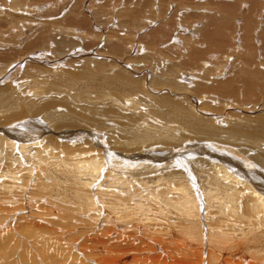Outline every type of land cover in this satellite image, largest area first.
<instances>
[{"label":"bare ground","instance_id":"bare-ground-1","mask_svg":"<svg viewBox=\"0 0 264 264\" xmlns=\"http://www.w3.org/2000/svg\"><path fill=\"white\" fill-rule=\"evenodd\" d=\"M60 1L62 0H21L23 3L21 4L19 1L21 5L10 1L20 13L17 16L13 13V20H11L13 17L7 19L8 22L11 20L9 29H7L8 27L6 29L0 28V74L2 73L3 77L11 78L18 69H21V65L24 66V62L26 64L32 62L36 66L33 73L42 74L46 72L45 70L48 71V68L54 69L61 65L63 59L80 60L83 57V59H88L86 63H90L89 66H85V64L80 67L82 71L79 73L72 72L67 75L63 74L64 76L61 77L58 75L46 76L44 79L46 89L54 91L60 88H66V90L72 88V92H74V87L84 82L89 87L85 86L86 91L83 96L94 94L97 98H103L107 93H114V96L118 97L109 100L116 98L113 104L119 102L118 106L121 109L125 99H127L125 104L132 100L135 102L137 99L135 100L134 96L140 93L142 96L139 98L143 101L145 100L144 97L150 99L149 109L145 114H142L137 111L136 105L139 102H135V111L128 112V114L123 113L124 116H122L115 113L111 107L102 109L84 108L82 106V108H78L82 92L76 90L73 101L78 102L74 108L73 103H69L71 97L73 98L72 94L71 96L66 95L69 98L67 100L57 101L49 98V101L48 99L46 101L45 99L42 102L43 108L35 111L30 110L31 106H29L28 101L21 99L20 102L17 100L19 102L17 110L12 109L10 113L5 112L0 116V259L2 262L0 264H17L19 263L17 261H28L32 264L34 261L36 264H47L50 256L49 251L61 250L63 243L67 244L69 239H74L76 236L81 238V242L79 241L81 244L77 242V245L80 247L79 254L82 256H78L76 264H83L82 259L88 260L91 264H200L202 247L203 244H206L204 234L200 233V224L206 228L207 217L205 212L209 211L213 204L219 218L227 219L230 222L222 221L220 226H223V229L220 227L209 236L210 246L215 245L220 250H228L229 252L232 249H243L246 253L248 252V255L251 254L249 257L253 255L252 253L259 257V259L258 257L250 258V261L246 258L247 255H243L245 258L239 255L240 261L237 260L233 262L234 264H264V246L262 247L260 244L264 240L262 236V234L264 235V232L262 233L264 231V151H262V149L264 150V26L253 20L256 17H264V0H248L249 7L247 9L251 16H247L246 19L251 21L244 20L242 22V29L238 30L240 34H236L238 31L236 32L235 29L227 26V21L218 24L219 26H214L217 23H210L207 29H200L199 36L194 35L196 34L194 29L188 31L176 29L178 23L174 19H169V29L153 30L152 36L149 38L155 42L154 45L165 46L169 50V56L174 57L170 59V68L167 71L170 75L167 76L162 73L164 77H168V80L165 78L163 81L161 77H158L159 84L155 81L152 84L149 83L150 72L148 73V68L154 70L155 66L152 65L156 63L153 59L150 60L152 63H144L138 67H131L132 65L127 64V61L113 60L111 61L113 63L110 64L114 65L113 74L111 76L103 74L109 73L107 70L108 62L90 60V57L96 56L94 55L95 51L93 49L91 51L89 48H94L97 44L92 46L86 41L88 43H84L83 48L82 46L80 48L73 41L67 40L63 36V34H72L75 29H58V27H53V24H50L53 25V29L47 27L44 29H25L23 42L21 35H23V28L26 25L24 23H30L31 20L37 19L33 16L34 11L35 13H42L44 7L49 9V7L59 4ZM213 2L215 3V0ZM234 3L232 2V4ZM218 4L224 6L222 3ZM226 9L228 10L227 7ZM21 12L27 13L25 15ZM48 12L50 13V11ZM74 14L75 12L67 19L69 27L76 21L86 30L84 32L89 31L90 34L97 37V33L92 32L95 28L90 29V16L88 18L87 13H80L82 19L78 18L77 21L76 15L73 18ZM6 17L7 15H5ZM2 18L4 19V17ZM4 20L3 23L7 22ZM0 25L6 27L9 24ZM30 25L29 27H31ZM34 25H32L33 28ZM262 26L263 29H260ZM98 31L103 36L105 29H98ZM183 33L186 34L183 35ZM178 34H182L183 37L187 35L184 39L190 41V44L183 48H179L178 45L175 46L174 44L179 42L177 41L179 36L176 37ZM3 35L7 37L6 41L3 40ZM235 37L236 40H234ZM171 38L174 41L173 46L177 47L176 51L173 50L175 48L171 50L168 46ZM235 41H239V43L237 44ZM111 42L112 49L116 54H124L121 51L123 45L119 44L118 40ZM51 44L54 45L52 49ZM17 46H20V50L15 49ZM124 47L126 46L124 45ZM45 53H52L55 57L49 59ZM228 59L230 60L228 61ZM29 65H26L27 68ZM80 68L78 69L80 70ZM4 71L7 73L5 74ZM63 71L65 70L63 69ZM162 74L160 75L162 76ZM179 75L181 76L180 79ZM98 76H103V84L101 79L95 78ZM159 78L161 79L159 80ZM2 80L0 78V83ZM103 86L107 89H103ZM8 103L15 105L8 92L0 88V109L8 111ZM49 107L53 109L64 107L65 114L57 116L54 120L49 117L51 114L47 111L39 115L42 109ZM29 112L31 118L30 116L26 117ZM96 116L114 119L115 121L116 119L121 120L123 124L119 122L117 126L120 125L122 129L147 124L151 129L158 128L163 131L165 130L164 126L169 124L176 125L184 133L176 136L174 135L175 132L169 129V131H164L163 136L160 137L161 140L141 146L146 137L151 136L149 140H155L154 134L141 130L140 133L137 132L132 136H119L120 140L116 142L115 149L107 148L101 144L102 135L100 130L93 127L94 125L80 127L83 124L92 123ZM40 117L48 120V124L53 120L52 129L55 133L52 137H55L56 142L77 145L79 141L84 140V144L89 145L90 151L77 153L71 159L55 156L53 154L55 150L61 154L67 153L61 149L47 150L48 145H50L49 142H51L47 134L52 131L51 128L47 127L49 125H43L45 121L40 120ZM146 118H150L148 122ZM152 122L154 125H151ZM157 124H161L163 127L159 128ZM63 126L71 129L61 130ZM158 135L161 134L158 133ZM111 138L113 139V137ZM156 148H161L162 151ZM31 152L32 154H30ZM44 152L45 155L43 156ZM91 153L93 155L82 157L83 154ZM3 158L10 160V164L1 167ZM189 160L193 163L194 168L189 167ZM164 162L167 164L166 167L174 165L169 171L170 175H175L174 180L149 178L162 175V171L156 173L155 171L160 169V165ZM101 169L106 171L103 175L105 184H100L96 182L98 179H95L100 175ZM193 169L201 171V177H203L202 190H200L201 184L198 185V180L194 179ZM206 170L212 171V180L207 176ZM142 175L147 176L148 179L144 180L142 177L145 176ZM222 179L226 180L227 183ZM169 182L170 185L174 184V189H171L177 195L173 201H168L169 205L161 204L157 198H152L153 193L148 192L146 196L152 201L149 203L154 206L152 210L163 207L162 205L166 209L172 208L176 213L175 215H179L183 222L177 223L180 219L175 216L177 222L173 224L169 222L170 227L162 228L163 224L159 222L154 223L152 228L149 221L154 216H142L148 213L150 208L143 209L142 205L145 204L140 205L145 199H141L143 192L138 191H142L143 188L153 191L151 189L153 185L156 187L163 185L164 187ZM117 184L122 188L134 189L138 187L139 189L137 193L135 190L133 194L131 193L132 195L127 194L128 196L125 194L126 192H123L126 196L119 200L122 198L119 197L122 188L117 193L115 192L116 189H112ZM93 190L98 192V195L95 196L96 193H93ZM109 192L112 194L108 195ZM107 195L115 197H112L115 201L107 200V203H104L114 212L123 210L122 208L125 207L128 208V200H136L135 203H130L129 208L134 206L132 210L139 213L142 211V219L137 220L138 225L135 223L136 225L130 227V230L133 229L130 233L125 230L129 225L123 226L122 229L117 227L115 232V226L107 223L103 229L101 227L88 229L90 228L88 227L84 230L85 232L82 230V232L72 231L74 226H62L59 221L60 215L58 213L55 215V210H59L61 203L65 202L69 208L77 210V214L85 211L95 213L97 210L96 216L99 217L101 209L98 202L102 203L106 200L104 196L107 198ZM203 196L205 200L202 199ZM40 200H43L46 207L52 205L51 202L54 200V207L41 211L38 208ZM115 205L117 206L115 207ZM13 208L21 210L16 214L22 216L14 222L18 223L20 220L25 222L24 225L27 227L22 224V227L26 229L25 233L22 232L21 234H25L27 240L34 241V245L30 244L31 250L34 253L33 247H35V254L40 258L30 252L29 244H24V250H29L30 254L26 252L23 257L20 252L18 260H11L12 263L7 262L10 260L7 256L10 254L9 247L12 240L6 243V238L9 239V235L13 237L17 228V225L15 228L12 226L14 224L10 222L7 225L6 222L7 217L13 216V213L10 212ZM35 208L40 211L38 215L33 212ZM133 212H128V215L125 214L124 216H116L122 223L131 222L133 217H138V214ZM164 212L163 209L156 211L160 215ZM122 213L124 214V212ZM93 215L91 216L93 217ZM171 215L173 216L174 213L169 214V216ZM162 222L165 221L162 220ZM116 223L118 224V222ZM179 224L189 226L186 230L176 231L177 235L185 238L187 246L193 248L201 246V249H198L197 252L188 249L187 252H179L177 257H171L164 252L165 248L161 240L163 241L166 234L171 233V228H179ZM22 229H18V231ZM69 229L73 232L72 234L67 233ZM164 229L167 232H163ZM206 230L209 231V228ZM40 238L42 240H39ZM243 239L249 241L247 248L243 247ZM151 240L152 242L148 243ZM14 242L16 244V240ZM251 245L255 246V251H251ZM148 246L152 249L145 252V247ZM174 246L176 245L174 244ZM229 257L234 258L235 256L230 254ZM68 259L72 261L73 256L66 255L61 264H65ZM215 260H217V264L222 263L221 259L213 258L210 264H216Z\"/></svg>","mask_w":264,"mask_h":264},{"label":"rangeland","instance_id":"rangeland-1","mask_svg":"<svg viewBox=\"0 0 264 264\" xmlns=\"http://www.w3.org/2000/svg\"><path fill=\"white\" fill-rule=\"evenodd\" d=\"M10 1H14L13 3L16 2L15 0H0V22H1L0 24H6V25L9 24L10 25V26L8 25L6 27L4 25H2V26L0 25V28L2 27L1 29H3V28L6 29L7 27H8L7 29H9L11 27V20L14 19V15L17 16V14L19 15V13H20V11H17V7H14V5L12 6L13 3H10ZM19 1L21 2V0H19ZM19 1L16 2L18 5H21L24 3L22 1L23 3L21 2V4H20ZM61 2H62V4H61ZM232 2L233 3L235 2V3L232 4ZM218 3H222V4H224V6H222ZM39 6L42 7V5H40V4H39ZM54 7H49V9L47 7H44V9H42V13H40V12L35 13V11H34L33 16H34V18L37 17V19L35 18L34 20H31L33 22L30 21V23L29 22L24 23L26 25H24L25 27L23 28V30H24L23 35H21V39L23 40V42L25 39L24 32H26L27 29H35V28L36 29H44V27H47L49 29H53L52 28L53 25H54L53 27H58V29H64V28L65 29H75V30H73L72 34H69V35L63 34V36L65 38H67V40L69 39V40L73 41L75 43V45L80 46V48H81V46L83 48L84 43L86 44L88 42H89V45L92 44V46L94 44H97L94 48H92V47L89 48V49H91V51L93 49V51L96 52V53L94 52V55L96 57H94V58L90 57V60H92V61L100 60L102 62H108L107 63V70L109 71L110 74L108 72L103 73V74H106L109 76H111V74H113L112 72H113L114 65H110L111 63H113V62H111L113 60H115V61L116 60H118V61L123 60L125 62L127 61V64L132 65L131 67H133V66L138 67L144 63H147V64L152 63V61H150V60L153 59L156 62L154 65H152L153 67L155 66L154 70L148 68V73L150 72L149 73V83L150 84H152L153 81H155V83L159 84L160 81H158V77H161L162 80L164 81L166 78L163 76L164 73L167 76L170 75V73H168L167 71L170 68V62H171L170 59H172L174 57L171 58V56H169V52H168L169 50L166 49L165 46H158V45L155 46L154 45L155 42L153 40H151V38H149L152 36L151 32L153 30L169 29V23H168L169 19H174L177 21L178 24H177L176 29H186L187 31L189 29H194L193 31L196 33L194 35H196V36L200 35V33H201L200 29H207V26L210 23H214V24L217 23L214 26H219L222 22L227 21V23H228L227 26H229L231 29H235L237 32L239 29H242V22H244V20L251 21L250 19H246L247 16H251L249 10L247 9L249 7L248 0H230V1L229 0H215V3L213 2V0H192V1H190V0H64L63 1L62 0V1H60L59 4L55 5ZM215 7L217 8V10ZM226 7L228 8V10L226 9ZM14 8H16V9L13 10ZM48 11H50V13ZM233 11H235V12H233ZM73 12H75V14L73 15V18H75V15H76L77 21H78V18H80V16H81L80 13H82V14L87 13L88 18L90 16V18H89V20H90L89 23H91L90 29L92 30L95 28V30L92 32H96L97 37H95L94 34H90L89 31L84 32L86 30H84L82 26H80L78 23H76V21L73 25H70V27H69V25L67 24L68 23L67 19H69V16L71 14H73ZM10 13H11V16L9 17ZM13 13H14V15H13ZM25 13H27V12H23L22 14H25ZM30 13H32V12H30ZM38 13H40V14H38ZM5 15H7L6 18H5ZM2 17H4V19H6V20H4ZM11 17H13V18L11 19ZM7 19H11V20H9V22H8ZM80 19H82V18H80ZM3 20L7 21V22L3 23ZM253 20L256 23H258V24L260 23L264 26V17L263 18L256 17L255 19L253 18ZM31 23H33L32 25H34V23H35L34 28L32 25H30ZM27 24H29L31 27H29V25H27ZM50 24H53V25H50ZM94 25H96V26L94 27ZM42 26H43V28H42ZM263 26L260 29H263ZM18 29H20V28H18ZM55 29H57V28H55ZM98 29H103V30L105 29L104 34H102L103 36L100 35V32L98 31ZM66 32H71V31H66ZM147 32H149V33H147ZM138 33H139V35H138ZM89 34H90V36H88ZM184 34H186V33H183V35ZM236 34H240V32L238 31ZM137 35H138V38H137ZM3 36H4L3 40L6 41L7 37L5 35H3ZM93 36H94V38L92 39ZM178 36H179V38H177L178 39L177 41H179V42H177L175 44H174L173 39L171 38L172 40L170 41V43L168 45V46H170L171 50L173 48H175L173 50L176 51L177 47H174L173 44L175 46L178 45L179 48H181V47L183 48L184 46H187L190 44V41L184 39V38H186L187 35H185V37H183L182 34H178L176 37H178ZM182 39H184V40H182ZM116 40L119 41L118 42L119 44L123 45V48L121 51L124 52V54H121L122 56L118 53L116 54L115 51L112 49V42L111 41H116ZM234 40H236V37L234 38ZM80 41H84V42L81 43ZM86 41H88V42H86ZM236 43L238 44L239 41H237ZM80 44H82V45H80ZM124 45L126 47H124ZM53 46L54 45L51 44V49L54 48ZM11 47H13V46H11ZM15 49L20 50V46L15 47ZM122 52L119 51V53H122ZM170 52H172V51H170ZM162 53H163V56H162ZM45 54L47 57H49V59H52L55 57L54 54H56V53L54 52V54H52V53H48V54L45 53ZM58 54L62 55L60 53H58ZM233 57H235L234 54H233ZM84 58H86V57H84ZM70 60H71V62H70ZM87 60L88 59H83V57L80 58V60H75L72 58L71 59H63L61 61L62 62L61 65H59L58 67H56L54 69L48 68V71L45 70L46 72H44L42 74L33 73V69H35L36 66L32 62H28L27 64H26V62H24V64H23L24 66L21 65L20 66L21 69H18L16 74L14 76H12L11 78L3 77L4 75L2 76V73H1L0 78H2L3 79L2 81H4L5 83L1 81L0 88H3V89H5V91L8 92V94L11 96L12 101H14L15 105H13V104L10 105L8 103V105H9V107H7L8 111H6V110L4 111L3 109H0V116L5 114V112L10 113L12 111V109L17 110V104H19L21 99L24 101H28L29 106H31L30 110L35 111L37 109L39 110L40 108H43L42 102L45 101V99H46V101H47V99L49 101V98H50V100L55 99L57 101L62 100V99L67 100V99H69V98H67V96H71V94H72L73 98L71 97V100L69 101V103L70 102H71V104L73 103L72 105L74 108L76 106V102H78L75 100L73 101L76 90H78L79 92H82L81 93L82 98H81V100L79 98V101H81V102H80V104L78 103V105H79L78 108H82V106L84 108H102V109L111 107L115 113L124 116V114H128V112L130 113L131 111H135L134 110L135 109L134 104H135V102H139L136 105L137 111L141 112L142 114H145V112L149 109V100L150 99L148 97H146V98L144 97L145 100L143 101V99L139 98L140 96H142L140 93L137 95L138 97L134 96V99L135 100L137 99L135 102H132V101H134V100H132L130 103L125 104L124 102H127L126 101L127 99H125L123 104H122V107L120 109V106H118L119 102H116L113 104V101L118 97V96L117 97L114 96V93H107L103 96V98H99V97L97 98L94 96V94H92L91 96H89V95L83 96V94L85 95L84 92L86 91L85 86H87V88L89 87L84 82L82 84H79L76 87H74L75 88L74 92H72V88H69L67 90H66V88H60L59 90L57 89L54 91L53 90L51 91L48 88L46 89V86L44 85V83H45L44 79H46V76H48V75L49 76L50 75L51 76H57L58 75L59 77H61V76L67 75V74H71L72 72L79 73L82 71V69L80 67H83L85 64H86L85 66L90 65V63H88V64L86 63ZM229 60L230 59H228V61ZM29 64H31V65H29ZM26 65H29L28 68ZM78 68H80V70ZM63 69L65 71H63ZM4 73L6 74L7 71L6 72L4 71ZM160 74H162V76ZM180 77L181 76L179 75V79H180ZM95 78L101 79V82L103 84V79H102L103 76L102 77L98 76ZM161 78H159V80ZM166 80H168V77L166 78ZM176 80L179 81L178 79H176ZM34 85H35V87H34ZM153 86H154V83H153ZM84 87H85V89H84ZM103 89H107V88H105V86H103ZM132 90H134V89H132ZM32 92L34 93V95L36 97L33 95ZM113 97H116V98H114V100H109ZM65 108L67 109V106H65ZM65 108L64 107H58V108L53 109L52 107L51 108L49 107L48 109H42V111L39 113V115H41L42 112L47 111L51 114V116H49V117L54 120L55 118H57V116H61L62 114H65ZM51 109H53V110H51ZM75 110L78 111V109H75ZM30 112L27 113L29 115H26V117L30 116ZM39 115H37V116H39ZM30 118H31V116H30ZM40 118H41L40 120L45 121L43 123V125H49L47 127L51 128V131H52V132L47 134L48 135L47 137L49 139H51V142H49L50 145H48V143H47V145H48L47 150L52 149V148L53 149H61L67 153V154H61V153L57 152L58 150H55V151H53V154L55 156H59L61 158L71 159V158H74L75 154H77V153L90 151V149L88 148L89 145L84 144V140L79 141V144H77V145H72L71 143L68 144L65 141H63L65 143H62L60 141L56 142L55 137H52L55 133V132H53V129H52L53 120L51 121L50 124H48V120H46L45 118H42V117H40ZM149 119L150 118H146V121L148 122ZM119 122H120V124H123L122 121L118 120V119H116V121H115L114 119H107L106 117L104 118V117L96 116L95 119L93 118L92 123L83 124L80 127H88V126L94 125L93 127H96L98 130H100V133L102 135L101 144L107 148H114V149H115L116 144H117L116 142L120 140L119 136L120 137H121V135H124L126 137L132 136L134 134H137V132L140 133L141 130H145V131H147V133L154 134V137H155V140L154 139L149 140V138H151V136L146 137L144 139L143 143L141 144V146H146L148 144H152L158 140H161L160 137L163 136L164 131H169V129H170V131L175 132L174 135H176V136L184 133L182 130L178 129V127L176 125L166 124L164 126L165 130H163V131L161 129H158V128L151 129L150 127H148L147 124L143 125L142 123H141L142 126H137V127H133V128H129V129H126V128L122 129V128H120L121 127L120 125L117 126ZM149 124H151V123H149ZM151 125H154V123L152 122ZM157 127L160 128L163 126L161 124H157ZM70 129H71L70 127H66V126H63L61 128V130H70ZM85 129H87V128H85ZM157 131L159 134H161L160 136L158 135ZM110 137H113V139L112 138L110 139ZM64 144H66V145H64ZM156 149H160L159 151H162L161 148H156ZM253 151H254V149H253ZM262 151H264V150L262 149ZM30 154H32V152ZM42 155L44 156L45 152ZM54 155H51V156H54ZM89 155H93V153L88 154V155L83 154L82 157H87ZM4 158H3V164L1 165V167L7 166L8 164H10V160L4 159ZM188 164H189V167L191 166L192 168H194L193 163L190 160L188 161ZM166 165L167 164L165 162L162 163L160 165V169H157L155 171V173L162 171L161 176H158L155 178L151 176L149 178L154 179V180H156L158 178L169 179V181L174 180L173 177L175 175H170V173H169V171H171V169L174 165L170 166V167H166ZM206 171H207V173H206L207 176L212 180V175H213L212 171H210V170H206ZM192 172L194 173V179L196 181L198 180V185L201 184L200 190H202V188H203L202 187L203 177H201V171L200 170L195 171L193 169ZM99 173H100V175L101 174L102 175L101 176L99 175L98 178L97 177L95 178V179H98V180H96V182H99L100 184H105L103 175L106 173V171L101 169ZM142 176H145V175H142ZM142 178L144 180L148 179L147 176L142 177ZM218 179H219V177H218ZM3 180H5V179H3ZM222 181H225V183H227V181L224 179H222ZM117 185L119 186V184H117ZM117 185L113 186V188H112V189H116V191H115L116 193L119 192V189L122 188V186H119V188H118ZM209 185H210V182H209ZM173 186H174V184L170 185V182H169L167 185L164 186L165 188L163 187V185H161L159 187H156L155 185H153V187H151V189L153 191H149V189H146V188H143L142 191H138L140 193L143 192V194H141V197H142L141 199H145L144 201H142L140 203V205L145 204V205H142L143 209L144 208H150V211H148V213L143 214L142 216H147V217L154 216L155 217V218L151 217V220L149 221L151 226L154 225V223L157 224V223L161 222L163 224L162 228L170 227L169 222H172V224L174 222H177V219H175L176 217H178L180 219L177 223L183 222L179 215H175L176 213L172 210V208L166 209V207L164 205H162L163 207L157 208L156 210H152V207H154V206L149 204V203H152V201L149 200L150 198L148 196H146V194H148V192L153 193L152 198H155V199L157 198L158 201H161V204L169 205L168 201H173L177 196L176 193L174 192V190H172V189H174ZM135 188L134 189L130 188L131 189V192H130V189L123 187L122 191H120V194L122 196L119 195V197H122V198H119V200L123 199L127 194L132 195L135 190H136L135 192L137 193V190L139 188L138 187H135ZM125 190H128V191H125ZM123 192L124 193L126 192L125 193L126 195L123 194ZM93 193H96V192L93 190ZM97 193L94 195L95 196L98 195ZM202 193H204V192H202ZM111 194H112L111 192L108 193V195H111ZM37 195H38V192H37ZM108 195H107V198L104 196V198L106 200H104L103 202L100 200L102 203L98 202V205L100 206V209H101L99 217L96 216L97 210L95 213H93V212L88 213L89 211L88 212L85 211L84 213L80 212L81 214L80 213L77 214V210H75L73 208H69L65 202L61 203V206H59L60 207L59 210H57V211L55 210V215L57 213H58V215H60L59 221H60L62 226H64V227L65 226H72V227L74 226V228L71 229L72 231L82 232V231L86 230L88 227H90L88 229H94V227H95V229L96 228L98 229L100 227L103 229L106 227V223H107L111 226H115V232H116L117 227L122 229L123 226L129 225L125 230L129 231L128 233H130L131 231H133V229L130 230V227L133 225H136V224L138 225L137 220L142 219V216H141L142 211L139 213L136 210H132L134 206L129 208L131 206L130 203L131 202L135 203L136 200H131V199L128 200V204L130 205V206L129 205L127 206L128 208L125 207V208H122L123 210H118V211L114 212L104 204V203H107L106 202L107 200L111 201V202L115 201V200H113V198H115L114 196H112L113 197L112 198L111 196H108ZM202 199L205 200V197L203 196ZM52 201L53 202H51V203L53 206L48 205L46 207V204L43 203V200H40V202L38 203V208L41 211L46 210L48 208L52 209L54 207V202H55L54 200H52ZM116 201H118V200H116ZM118 205H120V204H118ZM116 206L117 205H115V207ZM121 207H123V206H121ZM214 207L215 206L213 204L211 206V209L209 211L205 212V215L207 217V222L204 221L207 223L206 228L202 227V224H200V227H201L200 233L204 234L205 242H206V244L205 245L203 244V247H202V252H201L202 256H201L200 264H210L213 261V258L218 259V260L221 259L222 260L221 264H234L233 262H235L237 260L240 261L238 258L239 255L244 257V258H245V256H243V255H247L246 258L250 261H251L250 258H253V257L257 258L258 255L255 256L254 253H252L253 255L249 257V255H251V254L248 255L247 254L248 252L246 253L243 249H237V250L232 249L231 250L232 253H231L228 250H225V251L220 250L215 245L210 246L209 236L211 234H213V232H216V230L218 228L221 227L223 229V226H220V223L222 221L230 222L227 219L219 218L218 213ZM161 209H163L165 211L164 214L160 215V214L156 213V211H159ZM204 209H205V207H204ZM37 210L38 209L35 208V210L33 212L38 215V212H40V211H37ZM19 211H21V210H17V209L13 208L10 211L13 213V216L7 217V219H6L7 225H9L11 222V224H14L12 226L15 227L17 225L16 227L18 228V224H19L18 229L23 228L22 230L18 231V229L15 227L16 228V234L15 235L13 234L14 235L13 237L11 235H9L10 236V237L8 236L9 239L6 238V241H7L6 243H8L9 241L12 240V243L10 242L11 246L9 247V249H10L9 253L10 254H8V256H7V258L10 259V260H7L8 263L9 262L12 263L11 260H18V257H19L18 255H20V252L22 253L23 257H24V255H26V252L28 254H30V252L33 253V250H31L30 244H33L34 241L31 242V239L27 240L26 239L27 236L25 234L24 235L21 234L22 232L25 233V229H26L25 227H22V224H23V226H26V227H27V225H24L25 222H21V220L18 223L14 222V220H16L20 216H22V215L16 214ZM132 211H134L133 213H136V215L138 214V217H133L131 222L122 223L121 220H118L117 216H124L125 214L128 215V212L131 213ZM205 211H206V209H205ZM122 212H124V214ZM120 213H122V214L120 215ZM170 213H172V214L174 213V215L169 216ZM92 214H94L95 216L93 215V217H92L91 216ZM156 215H157V217H156ZM161 218H163L162 220H164L165 222H162ZM115 221L118 222V224ZM119 221H120V223H119ZM178 226H179V228H177V229L171 228L172 229L171 233L165 235L164 239H166V240H164V239H163V241L161 240V243H162L163 247L165 248L164 252L166 253V255H169L171 257H173V256L177 257L179 252H187L188 249H193L197 252L198 249H201V246H199V248L197 246H195L194 248L187 246L185 238H182V237L177 235L176 231L179 232L182 229L186 230V228L189 225L179 224ZM152 228H153V226H152ZM208 228H209V231L206 230ZM62 230L64 231V229H62ZM69 230L67 231V233L72 234L73 232L71 230L70 231ZM39 231L42 232V230H40V229H39ZM163 232H167V230L164 229ZM263 232L264 231H262V233ZM49 235H51V234H49ZM262 236L264 237L263 234H262ZM4 237H6V234H4ZM0 240H1V237H0ZM14 240H16V244H15ZM39 240H42V239L40 238ZM80 240H81L80 236H76L74 239H69L67 241V244L63 243L61 245V250L57 251V249H56L52 252L49 251L50 256H49V261L47 264H61L64 261V258L66 255L73 256V260L71 261L70 259H68L65 264H73V263L76 264V261H78V258H79L78 256L82 257L79 254L80 253V250H79L80 247H79V245H77V242H79ZM243 241H244V239H243ZM109 242H110V240H109ZM151 242H152V240L149 241L148 243H151ZM263 243H264V240H263V242L260 243V244H262V247L264 246ZM14 244H15V246H14ZM24 244L25 245L29 244L30 252H29V250H24V247H23ZM174 244L176 246H174ZM247 245H249V241L248 242L244 241L243 247L247 248ZM13 246H14V249H13ZM16 247H17V249H16ZM52 247H50V249H52ZM27 248H28V246H27ZM33 249H34L33 254L36 255V257H37L38 255L35 254V251H36L35 247H33ZM151 249H152V247H150V246L145 247V252L146 251L148 252ZM251 251H255V246L251 245ZM230 254H233L235 257L234 258L229 257ZM28 259H31V257L30 258L28 257ZM258 259H259V257H258ZM258 259H256V261H258ZM263 259H264V255H263ZM82 260H83L82 261L83 264H91L88 260H84V259H82ZM224 260H226V262H224ZM17 262H19L17 264H28V263L32 264L31 262H28V261H17ZM0 263H2L1 259H0ZM215 263L217 264V260H215ZM33 264H36V262L33 261Z\"/></svg>","mask_w":264,"mask_h":264}]
</instances>
